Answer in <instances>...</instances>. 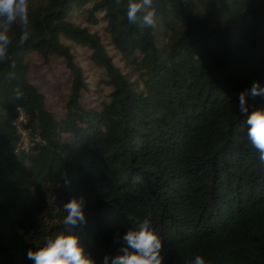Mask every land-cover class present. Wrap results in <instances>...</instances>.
Returning <instances> with one entry per match:
<instances>
[{
    "label": "trees",
    "instance_id": "obj_1",
    "mask_svg": "<svg viewBox=\"0 0 264 264\" xmlns=\"http://www.w3.org/2000/svg\"><path fill=\"white\" fill-rule=\"evenodd\" d=\"M126 2L30 0V39L20 43L18 24L8 34L0 264H33L27 253L65 231L63 205L73 197L84 198L86 217L73 231L96 264L122 254L121 238L146 215L163 264H191L196 255L207 264H264V165L238 96L249 93L248 115L264 111V96L250 93L254 83L264 88V0H154L155 28L130 24ZM76 9L89 26L73 23ZM102 24L129 73L88 28ZM63 39L88 47L103 70L110 92L94 105L83 102L89 83ZM32 53L65 60L73 79L63 114L48 110L29 81ZM20 110L28 151L13 125Z\"/></svg>",
    "mask_w": 264,
    "mask_h": 264
},
{
    "label": "clouds",
    "instance_id": "obj_2",
    "mask_svg": "<svg viewBox=\"0 0 264 264\" xmlns=\"http://www.w3.org/2000/svg\"><path fill=\"white\" fill-rule=\"evenodd\" d=\"M154 0H127L125 14L127 21L132 25L139 24L141 28H155L157 26V11L153 7ZM19 25L21 35L20 43L24 44L30 39V0H0V61L6 59L8 47L11 43L9 32L13 25ZM15 69V62L10 65ZM9 79L15 78V72L9 73ZM253 96H264V88L254 83L250 89ZM248 92H241L239 96V111L247 116L246 124L247 139L258 153L259 162L264 165V111H253L248 115L247 96ZM23 93L16 89L15 99L22 98ZM65 183H70L65 180ZM84 198L73 197L63 205L66 216L63 224L65 231L53 237L46 238L44 246L38 250H30L27 258L33 264H96L90 258L79 242V237L73 229L81 223H86L84 213ZM124 247L120 255L113 257L105 256L103 264H163V243L152 227L150 215H146L141 222L130 229L122 238ZM191 264H207L205 258L196 255Z\"/></svg>",
    "mask_w": 264,
    "mask_h": 264
},
{
    "label": "rangeland",
    "instance_id": "obj_3",
    "mask_svg": "<svg viewBox=\"0 0 264 264\" xmlns=\"http://www.w3.org/2000/svg\"><path fill=\"white\" fill-rule=\"evenodd\" d=\"M70 18L74 24L81 28L89 26L85 20V15H82L78 9L73 11ZM103 27L104 24L88 28L91 33L101 38L103 46L108 54L113 57L114 63L124 72L129 73L130 68L126 67L125 61L122 60L111 40L103 32ZM63 43L71 47V51L76 56L78 64L84 69L87 82L89 83V92L84 94L83 102L94 105L98 98L104 97L110 92V88L104 85L103 70L90 60L88 47L81 46L67 39H63ZM26 62L30 67L29 81L45 96L48 110L53 113L63 114L73 79L65 60L58 56H51L48 61H45L37 53H32L26 57ZM134 79H136V76Z\"/></svg>",
    "mask_w": 264,
    "mask_h": 264
},
{
    "label": "built area",
    "instance_id": "obj_4",
    "mask_svg": "<svg viewBox=\"0 0 264 264\" xmlns=\"http://www.w3.org/2000/svg\"><path fill=\"white\" fill-rule=\"evenodd\" d=\"M26 123H27L26 115L24 114L23 111L20 110V113L18 117L15 119L13 125L21 136L19 150L22 151H28L32 144L30 141L29 134L25 128Z\"/></svg>",
    "mask_w": 264,
    "mask_h": 264
}]
</instances>
